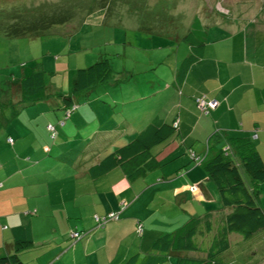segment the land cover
<instances>
[{"label": "crops", "instance_id": "1", "mask_svg": "<svg viewBox=\"0 0 264 264\" xmlns=\"http://www.w3.org/2000/svg\"><path fill=\"white\" fill-rule=\"evenodd\" d=\"M227 39H206L201 56L189 66L182 79L177 75L179 62L174 60L171 73L157 74L164 78L163 87L145 88L141 92L133 84L104 86L107 94L102 98L119 97L131 90L130 97L135 96L126 104L100 101L96 92L100 85L82 92L86 93V99L79 101L75 96V109L63 115L72 121L71 132L62 133L59 128L62 126L58 125L60 120L52 116L39 123L36 120L37 128L44 135L48 124L56 129L55 154L50 149L44 152L38 148L37 145L43 146L40 139L33 145L36 138L24 140L14 126L18 117L14 119L13 128H9L10 124L7 135L0 137V257L15 252V241L27 240L32 242V247L17 252L24 264H125L132 257V264H162L164 256L151 250L153 240L191 216L207 215L206 211L195 215L193 210L215 199L214 191L209 188L210 180L202 166L190 160L188 149L204 157L208 145L210 150L221 146L230 150L228 145H222L223 140L214 144L215 133L222 134L226 140L250 136L264 160V40L254 35L250 42L235 38L232 44ZM187 51L189 54V46ZM55 64L65 62L56 59ZM66 64L69 66L68 61ZM42 65L44 67V62ZM70 69L67 84L74 75L75 68ZM131 75L132 72L123 75L125 81ZM65 90L60 87L61 92ZM158 91L162 92L160 99ZM16 95L13 100L19 98L18 92ZM199 95L218 100V105L208 114H200L194 103ZM159 100L163 101L162 105ZM138 101H142L141 105L151 104L156 112L148 120L135 124L131 110ZM37 105L57 109L54 114L58 116V109L65 104L55 98V101L34 106ZM176 118L179 128L175 137L158 145L161 147L155 146L157 150L152 152L160 163V173L154 170L145 177L129 181L119 168H115L95 179L90 177L91 165L130 141L147 124L160 125ZM32 152L38 153L37 164L27 165L22 161L24 164L17 168L7 165L13 154L31 157ZM139 180L144 182L140 184ZM94 190L101 193L111 190L115 194L111 198L99 199L98 196V203H95L94 194L98 192ZM259 192V205L264 211V182L259 185ZM147 196L153 197L150 203L157 198L158 205L167 207L161 210L150 204L145 206ZM90 203L98 211L92 215L82 214L81 209ZM123 204L126 206L119 209ZM111 211H120L119 220L70 244L68 233L71 229L90 228L95 214ZM209 213L213 217L221 216ZM138 220L144 226L141 236L134 232ZM163 224L172 227L161 228Z\"/></svg>", "mask_w": 264, "mask_h": 264}, {"label": "rangeland", "instance_id": "2", "mask_svg": "<svg viewBox=\"0 0 264 264\" xmlns=\"http://www.w3.org/2000/svg\"><path fill=\"white\" fill-rule=\"evenodd\" d=\"M64 1L0 0V104L7 99V92L14 88L18 79L30 75L38 62H44L45 84L51 93L60 91V87L61 90L66 89L65 93L72 90V77L68 84L66 83L70 68L86 67L100 57L109 58L114 78H122L115 83L117 85L130 86L133 84L141 92L145 88L163 87L165 86L164 78L161 77V79L157 74L168 75L174 68V60L180 64L188 55V44L183 37L195 27L194 22L197 19L206 28L205 38L208 40L226 37L227 40H231V43L235 38L246 39L250 42L249 40L253 39L254 35L262 41L264 40V0H114L110 7L100 8L99 0H83L84 4L76 9L71 19L63 24L50 26L41 36L35 38L8 36L2 30V28L13 24L18 16L35 17L34 15H37L39 9L51 12L53 10L51 8L58 4L59 6L63 5ZM77 1L69 0L70 3ZM92 3L94 5L89 8ZM56 59L64 61L65 64H61L62 66L59 68L55 64ZM66 60L69 62V66L66 64ZM57 70L63 72L51 75L50 72ZM131 72V77L125 81L126 77L123 75ZM110 84L114 83H103L97 89L100 101L103 99L105 103L114 102L112 105H115V103L126 104L134 98L135 95L130 97L133 95L131 90L128 93H121L119 97L102 98L107 94L104 92V86H110ZM175 91H177L176 88ZM76 97L79 101L87 98L86 93H79ZM157 98H162V92H157ZM158 99H155V102ZM141 103L142 101L135 102L131 110L133 111L131 118L135 124L148 120L150 115L156 112L151 104L148 106L141 105ZM162 104L163 101L159 100V105ZM140 105L141 108H139ZM65 112L64 108H60L58 116H56L54 113H57V109L51 110L50 106L46 109L45 105H37L24 110L14 121L16 133L20 134L21 132L24 140L36 138L32 145L38 144L40 139L43 146L37 145V147L44 152H47L46 149H50L55 154L56 129H54L55 138L51 136V131L48 129L44 135L37 128L36 120L39 123L52 116L57 121L60 120L58 125L62 126L59 127L62 133L71 132L69 126L72 127V121L69 117L63 116ZM13 124L9 128H13ZM9 128H2L0 137L7 135L6 131ZM53 143L54 147H52ZM157 147L153 148L151 152L155 153ZM37 155L38 153L34 152L31 157H28L27 154L24 156L13 154L7 165L16 168L24 163L35 165L38 163ZM159 169H156V172L160 173ZM75 181L77 183L78 179ZM139 182L141 184L144 180H139ZM209 188L214 191L215 199L205 201L201 209L193 211H196L195 215H199V211L202 213L206 211L204 214L212 211L223 216L228 212V209L223 208L220 204L216 187L211 181ZM93 192L98 191L94 190ZM114 194L115 192L111 190H105L103 193L98 192V194H94L95 203H98V196H100L99 199L111 198ZM89 196L87 195V198L91 197ZM152 198V196L145 197L144 205L150 204L161 210L167 207L158 205L160 201L157 198L150 203ZM125 206L126 204H123L119 209H123ZM94 211L98 210L91 203L81 209V213L84 215H92ZM46 226L49 227V223ZM90 226V228H88L89 226L84 227L85 229H71L68 237L70 238L71 232L74 231L85 232V236H89L91 232L103 228L97 227L95 220ZM160 227L169 229L172 226L163 224ZM263 237L264 228L249 238L232 232L229 234L230 248L222 252L219 259L222 262L230 261L232 264H264ZM193 255L199 257L202 254L197 252ZM176 258L171 256L162 264H175Z\"/></svg>", "mask_w": 264, "mask_h": 264}, {"label": "trees", "instance_id": "3", "mask_svg": "<svg viewBox=\"0 0 264 264\" xmlns=\"http://www.w3.org/2000/svg\"><path fill=\"white\" fill-rule=\"evenodd\" d=\"M113 1L99 0L98 3L101 5L99 8L110 7ZM83 4V0L75 3L65 0L63 5L58 4L51 8L53 9L51 12L39 9L35 17L18 16L13 24L2 30L8 36L35 38L43 35L50 26L67 22L75 14L76 9ZM93 5L94 3L89 5V8ZM194 25L195 27L183 37L190 51L179 64L177 71L179 79H182L189 66L199 59L206 42V28L199 23L198 19ZM57 66L60 68L62 65ZM43 68L42 63L38 62L30 75L18 79L14 88L7 92V99L0 104V129L8 127L23 109L51 99L55 101V98L63 101L65 111L72 112L75 109L74 97L79 93L87 92L103 83H117L122 79L114 78L109 58L100 57L86 67H75L74 75L71 76V93L64 94L61 91L51 93L45 84ZM60 72L63 71L57 70L50 73L54 76ZM14 90L19 95V98L15 100L12 99L13 96H17ZM199 96L194 98L195 106L200 114L206 115L211 109L207 113H202L198 109L196 98ZM178 128V118L160 125L147 124L130 141L107 152L91 165L88 169L90 177L95 179L115 168H119L129 181L145 177L160 167L159 161L151 152L152 148L173 139ZM214 136L216 139L214 144L221 143L223 140L222 145H228L230 150L225 149V146L210 150L208 145L206 156L201 157L195 154L191 148L188 149V156L194 164L203 167L208 179L216 187L220 204L223 208H227L228 212L220 217H213L211 213L201 217L191 216L175 229L160 233L153 240L151 250L164 256L163 260L175 256L177 257L175 264H223L219 255L230 248V233L235 232L244 238H249L264 228V211L259 205V185L264 182V160L254 140L250 136L234 137L228 140L224 139L220 133H215ZM111 212L113 216L108 217ZM111 212L102 215L107 219L104 226L110 221L119 220L120 211ZM139 225L142 227L141 232L138 231ZM143 230V223L140 220L136 221L135 234L141 236ZM77 232L83 236L86 234ZM209 235L211 236L208 237ZM73 239L74 242H72ZM80 239L82 237H70L69 241L73 245ZM30 246L32 247L31 241H15V252L1 256L0 264H24L17 252ZM197 252L202 255L199 257L193 255ZM133 259L134 257L130 258L125 264H132Z\"/></svg>", "mask_w": 264, "mask_h": 264}, {"label": "built area", "instance_id": "4", "mask_svg": "<svg viewBox=\"0 0 264 264\" xmlns=\"http://www.w3.org/2000/svg\"><path fill=\"white\" fill-rule=\"evenodd\" d=\"M196 103H197V107L198 109L202 112V113H207L208 110L215 108L218 105V100L216 99H207L204 95L199 96L196 98ZM66 115H69V111L66 112ZM63 123V122H62ZM47 129L51 131V136L54 138L55 137V132H54V127L53 125H48ZM227 149V148H225ZM113 213H109L108 217H112ZM94 220L96 222V226L97 227H102L104 226L105 222H106V218L104 216H98L95 215ZM141 225H139L138 231L141 232ZM83 235H81L79 232L74 231L71 232V237H75V238H81Z\"/></svg>", "mask_w": 264, "mask_h": 264}, {"label": "clouds", "instance_id": "5", "mask_svg": "<svg viewBox=\"0 0 264 264\" xmlns=\"http://www.w3.org/2000/svg\"><path fill=\"white\" fill-rule=\"evenodd\" d=\"M69 111V110H68ZM67 112V111H66ZM70 113V112H69ZM68 117V116H67ZM49 125V124H48ZM50 125H52V124H50ZM54 127V126H53ZM55 138V137H54ZM103 227V226H102ZM83 237V236H82Z\"/></svg>", "mask_w": 264, "mask_h": 264}]
</instances>
